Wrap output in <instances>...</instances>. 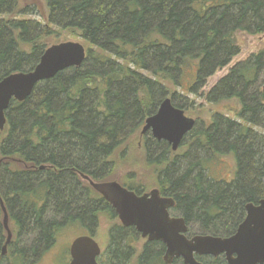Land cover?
Instances as JSON below:
<instances>
[{"label":"trees","instance_id":"obj_1","mask_svg":"<svg viewBox=\"0 0 264 264\" xmlns=\"http://www.w3.org/2000/svg\"><path fill=\"white\" fill-rule=\"evenodd\" d=\"M45 3L47 24L40 27L25 18L28 10H20L19 0H0V80L37 65L49 47L50 25L78 32L87 53L80 67L39 83L6 111L0 196L16 231L32 236L30 248L4 260L13 264L39 257L69 223L88 224L87 234L94 236L98 195L77 172L108 182L119 148L141 133L165 98L185 109L186 91L197 93L241 52L239 33L264 34V0ZM262 85L264 48L234 65L206 94L211 104L235 100L238 107L230 109L236 117L216 113L208 126L192 131L190 149L178 156L165 142L144 138L146 162L156 168L161 187L176 197L188 219L214 231L207 234H233L223 231L242 218L245 204L264 198ZM227 154L236 159V178L217 183L206 170ZM123 184L136 191L141 186ZM2 218L0 205V246ZM131 238L137 236L112 231L99 263L133 264L136 258V264H165L161 243H147L138 254ZM210 261L227 264L224 258Z\"/></svg>","mask_w":264,"mask_h":264},{"label":"water","instance_id":"obj_2","mask_svg":"<svg viewBox=\"0 0 264 264\" xmlns=\"http://www.w3.org/2000/svg\"><path fill=\"white\" fill-rule=\"evenodd\" d=\"M86 53V47L80 42L57 43L44 51L33 69L11 73L1 79L0 130L5 129L6 111L12 100L24 102L39 83L54 78L68 68L80 67ZM195 125L196 120L187 116L184 109L176 107L172 98L168 97L161 102L155 114L146 118L141 134L150 132L155 139L168 141L172 150L177 151ZM91 184L114 205L124 225H135L143 238L161 241L166 246L163 255L166 264H171L174 258H183L185 264H203L196 260L195 254L213 257L225 254L228 264H264V198L258 205L254 202L246 205L247 217L234 235L197 234L188 239L186 232H178L186 229L183 220L169 218L167 209L175 204L173 198L161 197L157 189L139 196L118 181L99 183L91 180ZM0 202L4 228L8 232L2 252L5 254L12 233L9 214L1 197ZM69 254V264H100L98 258L102 249L93 236L81 235L70 244Z\"/></svg>","mask_w":264,"mask_h":264},{"label":"rangeland","instance_id":"obj_3","mask_svg":"<svg viewBox=\"0 0 264 264\" xmlns=\"http://www.w3.org/2000/svg\"><path fill=\"white\" fill-rule=\"evenodd\" d=\"M19 1L21 3L20 5L23 8L20 10H24V8L28 10V13L24 14L25 18L40 23V27H42V25L44 26L45 23L47 24V20L44 17L48 15L45 0ZM2 17L3 16H0V18ZM50 28L53 30V33L49 37L48 46L64 41H75L85 45V41L82 39L78 32H74L69 29L61 30L58 27L52 25H50ZM238 37L241 45V52L232 60V62L229 65L217 70L216 73L207 80L205 86L197 88V93H187V91L185 93V98L187 100L186 108L184 110L189 117H192L197 121L198 128L200 129L208 126L216 113H222L225 116L231 118L236 117L235 113L230 109L231 106H234L235 108L238 107L235 100L224 101L218 104H211L206 100V94L229 73L230 69L234 65H236L238 62L248 59L251 54L256 53L264 48V34L250 35L247 33H239ZM260 78H263V73L260 74ZM263 87L264 86L262 85L261 88ZM181 89L182 88H175L177 92H181ZM256 131H258L259 133H263V130L258 127L256 128ZM194 140V137H189L186 141L187 144L185 143L186 145H181L178 151L174 153L177 154V156L179 153H185L188 149H190L191 144ZM125 151H127V153H124ZM115 159L116 166L113 175L110 176L112 177V179L106 181H118L121 184H123V182H131L136 186H143L146 191L157 185L159 175L156 171V168L148 165L146 162L144 141L141 139L140 131L119 148ZM211 165V175L213 174L216 178L221 177L226 180H231L234 178V172L237 162L233 155L227 154L222 158L221 161L214 162ZM97 219V225H93L96 232L94 234L95 237H93L99 243L103 253L104 251H106L109 245L111 231L114 232L115 224H118V220H114L110 215L106 214H99ZM9 224L13 231L17 230L16 225H14L11 221L9 222ZM86 225L88 226V224L81 222H73L72 224L69 223L60 232V234H58L57 239L55 240L53 245L43 250L39 257L31 256L30 260L27 261L26 264H69L71 260L69 254L70 244L75 238L81 235H88V228ZM198 233L207 234L206 232H191V234ZM31 239V234H24L22 232L19 236L17 235V232H14V242L12 244L10 255H8L9 258L17 255V251H19V249L21 248H30ZM130 242L131 245L135 246L138 254L141 253L143 247L147 243L146 240L140 237H137L136 240H133V238H131ZM204 261L209 262L210 260L209 258H205ZM3 264H6L5 261H3ZM133 264H136V258ZM173 264H182V262H175ZM210 264L217 263H212L210 261Z\"/></svg>","mask_w":264,"mask_h":264},{"label":"flooded vegetation","instance_id":"obj_4","mask_svg":"<svg viewBox=\"0 0 264 264\" xmlns=\"http://www.w3.org/2000/svg\"><path fill=\"white\" fill-rule=\"evenodd\" d=\"M186 113V112H185ZM187 115V114H186ZM188 116V115H187ZM198 127L197 125V121H196V125L194 127V129ZM193 129V130H194ZM192 130V131H193ZM192 131L183 139L181 145H183L184 143H186V139L190 137V134L192 133ZM151 136L152 138H154L152 136V134L150 132H147L145 133L144 135L141 134V139L144 141V138L146 137H149ZM155 139V138H154ZM157 141H162V142H165L167 144V146L170 148V151L171 153H174L176 151H173L172 150V145L166 141V140H158V139H155ZM180 145V146H181ZM178 151V150H177ZM212 167V166H211ZM211 167L209 170H206V173H208L212 178L215 179V182L217 183H224V184H231L233 182V180L236 178V174H237V165H236V169H235V175H234V178L231 179V180H226V179H223V178H216L213 174L211 175ZM74 172H77L76 169H73ZM79 174V176L82 178V180L86 181L87 184L89 185V187L94 190L96 192V194L98 195V203H99V206L96 207V210H97V215L99 216V214H106V215H110L112 219L114 220H118V224H115V228H114V232H132L133 234H135L138 238H142L144 240L147 241V243H161L164 247V252H163V255L166 251V246L161 242V241H149L148 238H143L141 236V234L139 233L140 231L136 228L135 225H129V226H126L124 225L120 218H119V215H118V212L116 210V208L114 207V205L105 197L104 194L101 193V191L99 190H96L93 185L91 184V180L94 181L91 176H89L88 174H84V173H81V172H77ZM211 178V179H212ZM219 179V180H218ZM218 180V181H217ZM94 182H99L101 183L102 181H94ZM121 184V183H120ZM161 181L158 180V183L155 187L151 188L150 190H145V188L143 186H140V189L139 191H136V190H132L130 188H128L127 186H125L124 184H121L122 186H124L125 188L129 189V190H132V191H135V193H137V195L141 196V195H144L146 193H150L152 190L154 189H157L159 191V194L161 197H167V198H173L175 200V204L172 206V207H169L167 210H168V214H169V218L170 219H182L183 220V226L186 228L185 230H179L178 232H186L185 233V236L188 238V239H192L194 236H196L197 234H191V232H214V231H208L206 228H204V226L199 222V220L197 219H188L185 214L183 213V210L181 209V207H179V202L176 200V197L173 195V194H170L168 193L164 188L161 187ZM167 184V183H166ZM168 185V184H167ZM109 193V192H108ZM1 197V196H0ZM2 198V197H1ZM105 201V202H104ZM260 201V200H259ZM259 201H255L254 203L255 204H259ZM94 202V200H93ZM5 203V202H4ZM249 203V202H248ZM246 203L244 208H243V216L240 220H238L237 222H235V224L232 226V229L230 230H225L223 232H234L233 234L229 235V236H221V237H230L232 235H234L237 231H238V228L239 226L241 225V223L246 219L247 217V210H246V205L248 204ZM0 205H1V202H0ZM1 209H2V206H1ZM8 211V210H7ZM2 214H3V210H2ZM4 216V214H3ZM2 222H3V219H2ZM9 222H10V219H9ZM76 222V221H75ZM4 226V224H3ZM10 226V224H9ZM4 228V227H3ZM117 228V230H116ZM11 229V227H10ZM5 230V228H4ZM5 232H6V236H5ZM5 232H1V234L3 235L4 237V241L3 243L1 244L0 246V264H3V261L7 258H9L8 255H10V251H11V248H12V244H13V238H14V232H17V235H21L22 232H19V231H13L11 229V233H12V238H11V241L9 242V244L7 245V251L5 254H3V247L4 245L6 244V241H7V238H8V232L5 230ZM89 232V230L87 231ZM112 232V231H111ZM199 234V233H198ZM211 235V234H210ZM214 236H217V235H214ZM146 243V244H147ZM145 244V245H146ZM3 245V246H2ZM23 248L19 249V251H17L18 253L20 252V250H22ZM18 255V254H17ZM16 255V256H17ZM8 256V257H7ZM195 258L197 261H200L204 264V259L205 258H209V260H217V259H222L224 258L225 261H226V258H225V254H221L220 256L218 257H213V256H210V255H196L195 254ZM12 260V259H11ZM175 262H182V264H185L184 263V260L183 258H174L172 263H175ZM6 264H13L12 261H5ZM227 263V261H226ZM166 264V263H165ZM228 264V263H227Z\"/></svg>","mask_w":264,"mask_h":264},{"label":"bare ground","instance_id":"obj_5","mask_svg":"<svg viewBox=\"0 0 264 264\" xmlns=\"http://www.w3.org/2000/svg\"><path fill=\"white\" fill-rule=\"evenodd\" d=\"M5 76H6V75H5ZM218 180H219V179H218ZM218 180H217V181H218ZM3 241H4V240H3ZM2 246H3V245H2Z\"/></svg>","mask_w":264,"mask_h":264}]
</instances>
